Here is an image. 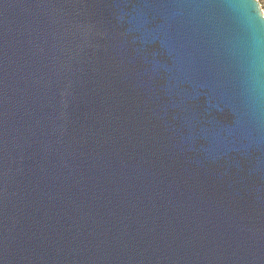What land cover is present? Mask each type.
Wrapping results in <instances>:
<instances>
[{
    "label": "water",
    "instance_id": "water-1",
    "mask_svg": "<svg viewBox=\"0 0 264 264\" xmlns=\"http://www.w3.org/2000/svg\"><path fill=\"white\" fill-rule=\"evenodd\" d=\"M0 264H264L258 0H0Z\"/></svg>",
    "mask_w": 264,
    "mask_h": 264
},
{
    "label": "rangeland",
    "instance_id": "rangeland-1",
    "mask_svg": "<svg viewBox=\"0 0 264 264\" xmlns=\"http://www.w3.org/2000/svg\"><path fill=\"white\" fill-rule=\"evenodd\" d=\"M264 13V0H258Z\"/></svg>",
    "mask_w": 264,
    "mask_h": 264
}]
</instances>
